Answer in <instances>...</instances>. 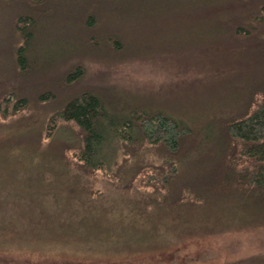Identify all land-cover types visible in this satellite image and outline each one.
<instances>
[{
	"label": "trees",
	"instance_id": "16d2710c",
	"mask_svg": "<svg viewBox=\"0 0 264 264\" xmlns=\"http://www.w3.org/2000/svg\"><path fill=\"white\" fill-rule=\"evenodd\" d=\"M149 1L0 0V6L11 9L9 56L19 78L55 73L57 77L44 80L40 92L37 84L30 85L26 93L22 89L4 91L0 96V146L17 150L13 142L29 151L17 159L20 164L49 161L56 164L45 165L75 169L76 191L68 195L69 200L55 198L50 214H60L74 201V210L103 215L89 230L91 236L111 238L109 242L82 238L79 245L77 237L66 253L50 256L113 260L161 252L198 232L208 218L207 210L216 213V219L209 218L213 230L264 226V62L256 70L262 63L254 58L256 63L244 69L239 90L228 106L192 118L157 104L133 106L124 101L116 86L84 81L86 69L81 62L69 65L68 50L85 45L95 54L121 56L126 50L123 38L115 30L97 32L105 22L177 12L171 4L161 5V0ZM189 6L200 14L196 21H213L215 35L243 38L255 51L262 50L255 52L257 56H264V0H195ZM68 10L71 14L66 15ZM42 27L49 28L48 37L57 39L64 32L62 37L67 40L40 68L33 51ZM43 102L50 109L39 126L23 110L31 113L33 103ZM16 115L17 119L4 122ZM58 120L73 122L78 128L77 151L71 155L65 153L69 143L60 139L61 126L54 127ZM49 128L54 129L50 132ZM13 129L24 133L17 143L12 139ZM37 155L42 161H33ZM98 171L112 181L108 195L93 189L90 177ZM111 202L122 204L110 208ZM196 218L200 224H194ZM103 219L110 230L100 228ZM132 219H146L147 228L135 239H120L119 232H130L118 231V225ZM201 229L207 228L202 225ZM59 230L62 235L71 234V230ZM14 251L44 253L0 249Z\"/></svg>",
	"mask_w": 264,
	"mask_h": 264
},
{
	"label": "rangeland",
	"instance_id": "374dc122",
	"mask_svg": "<svg viewBox=\"0 0 264 264\" xmlns=\"http://www.w3.org/2000/svg\"><path fill=\"white\" fill-rule=\"evenodd\" d=\"M194 1L161 0V5L175 6L177 12L174 16L162 14L160 17L139 20L124 18L103 23L97 32L115 30L123 38L126 50L119 57L99 52L95 54L85 45L69 49L66 59L71 58L69 65L76 62L84 65V81L116 86L118 92L123 94L124 101L133 106L157 104L189 118L222 109L229 105L235 90H239L242 72L249 70L250 64L256 63L257 59L262 64L256 70L262 68L264 56H257L256 53L262 50L255 51L243 38L215 35L213 21L210 19L196 21V15L200 14L189 6ZM65 14H71V11ZM10 21L11 9L0 6V96L8 88L29 92L33 84L38 85L36 91L40 92L39 88L45 86V81L57 78L56 73L46 76L34 74L28 80L19 78L11 66L12 59L9 56L12 47V42L9 43ZM50 33L49 28L42 27L34 45L33 55L40 68L44 67L43 63L49 60V56L57 54L59 47L64 46V40H67L62 37L64 32L57 34V39L48 37ZM80 35L83 37L84 33ZM61 58L59 61L64 59ZM18 82H21V86L16 87ZM42 104L33 103L31 113L23 110V114H32L39 126L47 119L50 109L48 102ZM17 118L18 115L9 116L4 122L9 123ZM45 126L41 134L42 142L45 141L47 131ZM54 127L60 128V139L69 143L65 153L71 155L76 152L74 145L77 143V126L73 122L58 120ZM53 129L49 128L48 131L52 132ZM12 131L15 142L24 134L14 129ZM11 144L18 149L0 146V249L44 253L0 252V264H261L260 261L264 260V226L213 230L211 228L214 224L209 222V218L216 219V213L211 210H207L208 218L200 221L207 228L206 231L202 232V225L198 223L199 218H196L194 224H200L198 232L185 235L180 242L161 252L113 260L50 256L66 253L65 249L77 243V237L79 245L82 238L88 237L92 242H109L111 238L97 233L91 236L89 230L103 215L74 210V201L71 204L73 206L60 212L61 215L50 214L55 198L69 200L68 195L76 191L73 189L76 182L72 177L75 169L63 165H45L56 164L49 161L20 164L17 159L24 158L30 152L13 142ZM37 157L33 161L39 158L42 161L40 155ZM95 175L90 177L93 189L97 193L105 191L104 195L112 192V181L107 180L101 171ZM121 204L111 202L108 206L115 208ZM143 223L148 221L132 219L118 225V231L130 232H119L122 234L119 238L135 239L138 234L142 235L140 232L147 228ZM100 228L108 231L110 225L103 219ZM59 229L71 230V234L62 235Z\"/></svg>",
	"mask_w": 264,
	"mask_h": 264
}]
</instances>
